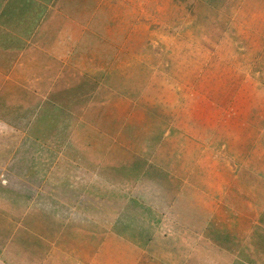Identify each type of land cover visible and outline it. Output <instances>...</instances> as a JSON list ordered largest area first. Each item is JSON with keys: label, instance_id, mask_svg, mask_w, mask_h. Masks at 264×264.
<instances>
[{"label": "rangeland", "instance_id": "obj_1", "mask_svg": "<svg viewBox=\"0 0 264 264\" xmlns=\"http://www.w3.org/2000/svg\"><path fill=\"white\" fill-rule=\"evenodd\" d=\"M59 2L55 1L54 4V8L59 9L57 15L54 16L52 12L53 16L49 18V36L54 38L51 47L54 41L66 48L80 42L92 43L91 39L83 37L89 27H100L109 37L93 43L94 47L88 51L87 47H81L80 51L76 48L71 56L70 49H55L51 54L47 50L48 57L40 56L35 51L29 66L13 67H17L19 73L25 72L26 77L34 75L37 80L42 74L49 73L47 78L50 81H24L21 84L25 90L19 97L5 98V104L0 105V109L5 108L8 114L14 108L19 110L15 114L16 130H0V134L4 133L7 138L2 141L8 140L6 144L0 141V264H88L90 258L83 263L80 261L83 260L82 255L86 260V254L89 257L99 254L102 264H136L135 260L119 254L123 252H114V235L136 246L135 250L140 255L145 254L143 252L152 240H158L159 247L160 243L167 242L170 246L174 241L175 250H164L169 248L164 246L160 252L149 253L161 261H167L166 264H198L196 256L206 264H220L217 254L222 247L218 245L221 250L217 253H200L195 246L196 236L172 220V212L174 206L179 204L183 183L190 178L199 183L200 188L195 184L198 188L192 187L194 191L188 190L187 193L192 199H197L204 209L212 211L224 221L221 226L226 224L227 227L238 228V238H243V241L251 234L262 232L264 227L259 212L255 217L248 216L242 210L227 207L222 203V198L224 193L235 195L237 203L234 207L256 208L244 200L245 190L239 185H232L237 179L236 164L251 170L258 175L257 178L264 179V152L258 153L259 143L246 152L247 146L256 138L252 128L255 111L264 106V72L262 75L257 70H248L244 79L238 76V65L231 62L228 65L219 64L217 75L207 71L209 66H195L193 77L189 64L191 58L187 53L192 54L194 49H206L212 55L225 58L226 52L230 54V51L228 42L220 34L223 27L217 23L194 35H188L185 27H177L175 17L188 15V10L181 7L185 2L178 5L176 0ZM240 13L248 15L239 7L230 12L229 17L236 29L244 31L250 25V20L240 17ZM261 13H264V5L259 6L256 12L258 16L253 18L254 26L258 20L264 24ZM82 28L84 32L81 37L84 39L77 36ZM76 38L79 40L76 41ZM172 41H181L194 49L173 46L170 53L174 62L173 78L166 80L165 70L157 64L161 60L156 58V62H150L153 55L143 52L141 44L149 45L148 50L156 45L159 52H165L168 45L171 48ZM116 43H119L118 46ZM60 52L66 58L59 60L54 56L56 53L59 56ZM91 52L95 58L84 59L89 64L82 66L77 63L79 54ZM261 53L256 59L264 69V49ZM229 56L234 57L233 54ZM204 60L205 56L201 61ZM102 68H105L102 75L94 78ZM221 73L226 75L227 81H220ZM157 75L168 82L156 84ZM108 79L116 89L105 84ZM193 88L196 94L191 97ZM210 91L220 99V105L207 96ZM142 92L164 104L175 94L177 106L189 103L191 111V107L199 106L209 110L208 104H212L216 109L211 111L212 115L219 111L227 113L231 106L230 116L234 117L233 114L241 109L243 113L235 116L232 124L223 126L218 134L228 135L234 138V142L244 144L243 152L246 153L238 163L231 156H226L225 151L219 150L217 154L221 162L219 159L216 161V168L211 161L214 153H206L204 157L209 158L197 165L195 172L186 171L187 177L186 174L176 176L173 172L167 174L166 169L152 162L151 169L139 180L121 187L128 193L126 202L114 219L110 213L111 205L106 200L108 196L105 199L106 194L89 186L98 179L94 165L101 163L115 140L114 136L110 137L100 130L104 128L106 119L113 118L118 122L120 114L125 112L124 105L135 103ZM114 93L123 94V97L114 100ZM219 93H225L226 97ZM35 99L40 100V108L39 104L35 105ZM7 102L13 103V107L7 106ZM35 112L37 116H33ZM201 124V128L208 132L220 127V124H215L213 128V124L204 121ZM23 133L32 137L30 139L34 144L22 140L20 144L12 145V142L19 141ZM222 148L223 144L219 149ZM86 161L90 166L85 165ZM206 195L212 198L205 200L203 197ZM257 226H261L260 231H255ZM140 227L144 231L137 229ZM193 247L198 253H190ZM254 253L264 255V249ZM182 259L185 261L179 263Z\"/></svg>", "mask_w": 264, "mask_h": 264}, {"label": "trees", "instance_id": "obj_2", "mask_svg": "<svg viewBox=\"0 0 264 264\" xmlns=\"http://www.w3.org/2000/svg\"><path fill=\"white\" fill-rule=\"evenodd\" d=\"M176 2L177 5L181 2H185L184 6L181 7L184 10H188V13L186 12L188 15H182L178 18L175 17L174 22L177 21V27H185L184 30H188V35L199 33L203 28L208 26H215L214 23L219 24V27H223L222 30H220V34L225 37L228 42V50L234 57L230 58L229 52H226L225 58L223 57L224 59L220 56L212 55L213 59L208 63L207 67L209 65L212 67L216 62H219L220 65H228L233 62L238 65L239 77L243 76L244 78L248 70H257L263 75V66H260V62L256 58L262 54L261 50L264 49V24L263 22L259 23L258 20L256 26H254L253 18H255L254 14L258 11L259 6L264 5V0H176ZM239 7L248 13V15L239 14L240 17L250 20V25L247 27L248 31L236 29L233 22L230 21L229 13ZM236 18L239 19V17ZM199 25L202 27L200 28ZM259 27L263 28L259 30ZM89 28L90 29L84 32L83 37L91 39L90 41L92 43L80 42L79 44L83 45V47H87L88 49L86 48V51L94 47L93 43H97L109 37L100 27L97 28V26H95ZM83 37L81 38L84 39ZM52 39L54 38L50 36L51 42ZM109 40L111 39L109 38ZM118 44L119 43H116V46H118ZM142 45L143 44H141L143 52H151L153 55V58H150V62H156L157 59L161 60L157 64L162 70H165L164 74L167 76L166 80L173 78L172 70L174 68V62L170 54L173 46L177 45L179 49H194L192 46L182 43L181 41H172L171 48L170 45H168V49L165 50V52L162 50V52H159V47L156 45L150 46L149 50V45ZM45 46L46 45L43 43L40 47H37L39 50L37 54L40 56H47L48 54ZM50 46L51 45H49V47ZM159 53L162 54L159 55ZM107 62L110 63L109 61ZM237 67L235 66V69ZM38 70H40L41 73V69ZM104 71L105 68H102L101 71H97L94 78H96L98 74L99 76L102 75ZM48 74L49 73L45 75L42 74L43 76L41 79L43 81H50V78H47ZM105 82V84L116 89L109 79L108 81L105 80ZM34 86L37 85L34 84ZM142 93L143 94L139 95L135 103L130 102L128 105H124L126 108L125 112L120 114V120L118 122L114 121L113 118V120L106 119L104 128L100 130L101 133L105 132V134L110 137L114 136L115 140L104 155L101 163L98 166L94 165L97 170L98 179L92 181L89 186L93 187L98 192H102L104 195L106 194L105 199L108 196L106 200L111 205L109 207L111 211H109L114 219L118 215L119 209L122 208L123 204L126 202L128 193H125V191H123L125 189L121 187H124V185L130 186L133 182L139 180L141 175L147 172L148 169H151L150 165L152 162L166 169L167 174L173 172L176 173V176H180V174L184 176L186 171L192 170L191 172H195L198 170L200 163L209 158L204 157L206 153H211V155L214 153L212 157L215 156L216 158L214 157L211 161L216 168L218 166L216 161L219 159L221 162L219 154H217L219 150L222 152L225 151L224 153L226 156L229 155L238 162L256 142L264 147V132L260 133V137L255 143L253 140L252 143L254 144L247 146L246 152L242 151L243 147H241L239 142H237V144L234 142V138L228 143L223 141L211 143L209 133L198 132V129L202 130L199 115L204 118L207 117L205 113L201 112L202 108L205 106H200L201 108L191 107L196 115L186 119V117L174 116L171 107L165 105L156 97L153 98L150 94ZM113 96L112 98L117 100L122 98L123 94L114 93ZM207 96L213 99L216 105H220V99L213 95V91H210ZM213 97H216L217 100ZM36 104H40V100L35 99V105ZM205 108L208 110L207 107ZM225 115L230 117V122L232 124L235 117H231L226 113ZM35 116H37L36 113ZM210 116L211 112L208 117ZM178 119L183 120V123L179 122ZM222 119H224V116H222ZM185 123H187L189 128L196 130L197 135L188 131ZM263 123L264 121L261 127L264 129ZM222 144L223 148L221 150L219 148ZM85 165L90 166L88 161L85 162ZM235 169L238 171L236 176L237 179L232 186L239 185L245 190L244 200L255 205L256 208H250L248 206H246L245 209L242 206L234 207L237 203L235 200L236 196H232L228 193L223 194L222 203L229 208L242 210L246 215L251 217L257 216V212H259V219H261V223H263L264 227V179L257 178L258 175L254 174L251 170H246L244 167L238 166V164H236ZM187 175L188 173L186 177ZM187 181L188 182L182 185L183 187L181 189L183 190L180 194L179 204L174 206L175 210L172 212L174 218H172V220L174 219L178 224L185 227L196 236L195 246L198 247V251L200 250V253H217L221 250L220 247H218L219 245L222 247V251L217 254L220 264H227V262L229 264L233 258L232 255L235 253L239 257L238 262L240 264H247V262H251L252 260L255 262L253 253L258 249H264V228L261 232L259 229L261 226H257L255 231L260 232H256V234L253 235L251 234L244 241L243 238L239 239L238 228L227 227L226 224L221 226V224L225 223L224 221L214 215L212 211L204 209L201 204L197 203V199L194 197L192 199L187 191H194L192 187H196L195 184L200 188V184L193 182L190 178H188ZM203 198L205 200H210L212 197L206 195ZM240 200L243 199L240 198ZM197 233H201V235L198 236ZM115 236L117 235L112 237V246H116L112 248L114 252L116 250L123 252L119 254L125 255L126 258H130L132 261L135 260L136 264H166L167 261H161L159 258L152 257L149 253L152 251L160 252L164 246L169 247L164 250L169 251L176 249L174 241L170 246L167 242L160 243L159 247V243L157 244L158 240L155 239L147 246L146 251L143 252L145 254L140 255V253L136 251V246L124 240L122 237ZM240 248H242L240 253H237ZM195 249L196 247H193L190 253H198ZM178 250L179 247L177 248V251ZM191 257L194 256L192 255ZM195 260L198 264H206L198 256L195 257ZM184 261L185 259H182L178 262L182 263Z\"/></svg>", "mask_w": 264, "mask_h": 264}, {"label": "crops", "instance_id": "obj_3", "mask_svg": "<svg viewBox=\"0 0 264 264\" xmlns=\"http://www.w3.org/2000/svg\"><path fill=\"white\" fill-rule=\"evenodd\" d=\"M59 2L60 0H0V105L5 104L4 99H9V98H14L15 96L19 97L20 93L23 92L25 89L23 85L21 84L24 81H43L41 78L40 79H35L33 77L34 75L26 77L27 74L25 72H20L14 69V66H22V65H28L30 64L29 60L32 59L33 53L35 51H39L37 47H40L41 44H45V49L46 51L48 50L50 54L52 53L53 50L58 49L60 51L67 50L69 48H66L64 45H57L56 42L54 41L53 46L49 47L51 44L50 41V36L49 34L51 33L49 28V18L52 17L53 15L56 16L59 9L54 8V4ZM261 1V0H259ZM63 2V0H62ZM60 3V2H59ZM52 12L53 15H52ZM262 19H264V13H261ZM52 15V16H51ZM255 18L258 16V14H254ZM58 21V18H57ZM58 23V22H57ZM78 32L77 36L81 38L84 30ZM87 31V30H86ZM68 33V32H67ZM79 38H76V41L79 40ZM53 42V40H52ZM37 45V46H36ZM36 46V48H35ZM83 48V45H77L73 44L72 47L70 48V53L69 56H71L72 51L74 49H78L79 51ZM54 48V49H53ZM93 48V47H92ZM37 49V50H35ZM52 49V50H51ZM23 52L26 54L23 55ZM54 54V53H53ZM23 55V57H22ZM61 53L58 56V53L54 54L59 60L61 58H66V55ZM68 55V54H67ZM188 58H191V62L189 64L192 66V76L194 77L195 73V66L199 65H204L207 66L208 63L212 61V54L211 51H208L206 49H194V52L192 54H188ZM205 60L201 61L202 59ZM79 63L80 65H85L89 64V62L85 63L84 59H91L93 60L95 58V55L91 53H87L85 55H80L79 54ZM77 60V59H76ZM92 63V62H91ZM41 64V62H39ZM29 66V65H28ZM218 66L219 62H216L212 67L209 65L210 68L207 70L210 74L212 75H217L218 72ZM16 71V72H15ZM221 76V77H220ZM220 81L225 80L227 81V78L224 77L223 73L220 74ZM223 76V77H222ZM219 79V78H218ZM245 79V78H244ZM155 82L158 84L159 82L164 84L168 81H163L161 80V76L157 75L155 77ZM23 88V89H22ZM167 93L166 95H168ZM196 94V90L193 88L192 90V95L191 97H194ZM219 94H224L226 97L225 93H219ZM45 95V94H44ZM214 95V93H213ZM43 97V96H42ZM46 97V96H44ZM43 97V98H44ZM5 99V100H6ZM8 103V102H7ZM13 103H8L7 106L13 107ZM178 102L176 101V95L173 94V99H170L169 101L165 102V105H169L171 107V111L174 113V116L177 117H186V119L191 118L193 115H196L193 111L190 110V104L184 102V104L181 106H177ZM210 106V112L212 110H216L215 106L212 104H208ZM233 105V103H232ZM39 108L41 107V103L38 105ZM235 106V105H234ZM233 106V107H234ZM200 107V106H199ZM38 108V109H39ZM201 108V107H200ZM232 107L230 106L227 109V113L230 115V109ZM209 110H207L205 107L202 108L201 112L202 113H209L206 115L207 117L210 115ZM225 110V109H223ZM19 110L17 108H14L11 110L10 114L7 113V110L5 108L0 109V130L5 131V130H16L18 126H15L16 122V115L18 114ZM237 113H234L233 116L238 117L241 112V109H238L236 111ZM36 113V112H35ZM35 113L33 116H35ZM226 112H216V114L211 113L210 117H201V121L208 122L210 124H213V128H215V124H220V127L217 129H211L212 131L208 132L204 129L200 130L198 129V132L201 131L203 133H209L211 143H216L218 141H223L225 143H228L230 140H232V137H229L228 135H222L218 134V131L223 128V126L228 125L230 122V117L225 115ZM226 113V114H227ZM232 114V113H231ZM222 116H224V119H222ZM235 117V118H236ZM179 122L183 123V120L178 119ZM200 121V122H201ZM264 121V106L262 107L261 110H256L255 115H254V120H252L253 125L252 128L254 129L255 133L254 135L258 139L260 137V133L264 132V129L261 127L262 122ZM186 129L193 133L194 135L196 134V130L189 128L187 123H185ZM201 127L203 126L202 124L200 125ZM208 126V125H207ZM14 137V135H11ZM20 138V137H19ZM23 138V139H22ZM32 137L26 136L25 133L21 136L18 142L14 141L11 144L12 145H18L20 144V141L22 140H27V143L34 144L32 143V140L30 139ZM256 138L255 142H256ZM4 139H7L4 136V133L0 134V141L2 144H6L8 140L5 142L2 141ZM15 139V138H14ZM254 142V143H255ZM0 143V144H1ZM237 144V142H235ZM252 143V144H254ZM241 147H243L242 143H239ZM258 145L256 142L253 146ZM259 151L258 153L264 152V147L259 144ZM243 151V149H242ZM136 227V224H134ZM140 231H144L143 228H137ZM97 255V254H96ZM99 255V254H98ZM93 256L89 257L87 254V258L85 260V257L82 255V259L80 260L82 263L84 261H88L90 258V261L88 264H102L100 262V257L99 256ZM232 260L230 261L229 264H240L238 262V256L237 254L232 255ZM253 257L255 258V262L252 260L251 262H247V264H264V255L263 253H253ZM252 258V259H254ZM235 261V263H234ZM228 264V262H227Z\"/></svg>", "mask_w": 264, "mask_h": 264}]
</instances>
